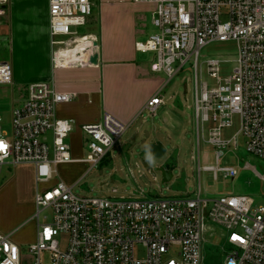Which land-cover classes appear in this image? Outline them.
I'll return each instance as SVG.
<instances>
[{"label":"built area","instance_id":"1","mask_svg":"<svg viewBox=\"0 0 264 264\" xmlns=\"http://www.w3.org/2000/svg\"><path fill=\"white\" fill-rule=\"evenodd\" d=\"M8 1L0 0V16ZM131 1L153 6L156 31L136 42L135 49L154 53L151 70L166 75L138 115H157L165 103V87L192 61L198 176L202 169L211 171L215 180L220 174L235 177L237 168L218 162L224 149L238 148L240 134L247 138V151L264 159V0ZM48 11L53 67L81 64L95 55L96 45L87 37L84 45L64 40L77 34L73 28L88 23L92 0H49ZM215 41H235L237 56L232 74L225 78L219 77V57L206 60L208 72L218 76L210 87L207 81L200 83L198 63L200 50ZM12 82L11 65L0 61V85ZM73 97L49 82L32 83L25 101L13 108L12 134L0 130V173L4 165H32L34 170L36 212L31 219L37 220V236L29 245L33 264H202L207 222L225 231L219 236L223 241L216 240L225 254L223 264H264V203L256 205L251 195L206 197L200 183L194 196H115L103 190L100 196L76 194L74 187L120 146L130 123L105 113L100 122L82 125L88 149L84 157L75 158L68 141L71 120L57 116L58 106ZM236 118L238 132L225 139L223 130ZM205 123H211L207 142L216 148L217 165L201 167ZM83 162L89 167L75 181L60 177L62 165ZM243 168L264 180L249 163ZM47 208L52 221L43 223L40 214ZM61 234L67 235L64 248L57 239ZM12 237L0 231V264H23L21 246Z\"/></svg>","mask_w":264,"mask_h":264},{"label":"rangeland","instance_id":"2","mask_svg":"<svg viewBox=\"0 0 264 264\" xmlns=\"http://www.w3.org/2000/svg\"><path fill=\"white\" fill-rule=\"evenodd\" d=\"M11 1V5L9 1L7 3V5L9 4L7 6L9 14L11 7L13 10V7L17 6L18 8L22 4L20 2L22 0ZM92 1L96 3L93 4V15L91 17H96L100 11L99 0ZM35 3L49 10V0H35ZM4 16L0 18V61H6L12 64L13 68L18 69V49H15L16 61L15 52L12 55L9 43L10 22L6 24ZM145 16L148 19L147 30H149V34L155 32L156 29L150 24L152 11L145 12ZM13 19L16 22L15 16ZM73 29L87 32L88 28L82 26ZM12 37H14L17 44L16 34L14 33ZM41 46V50H44L45 45ZM140 53L146 55L148 59L153 58L150 64L155 61L154 53ZM24 54H27V52ZM236 56L237 43L235 41H215L204 46L200 50L198 63L200 83L201 81H207L210 87L217 83L218 76L211 75L207 70V59L215 57L221 59L219 77L225 78L232 74ZM39 59L36 58V60ZM14 60L16 64H14ZM24 64L26 63L24 62ZM28 66L29 64L26 67ZM42 66L43 62L39 60L28 69L26 75H36V72L40 71ZM155 74L162 78V84L166 75L163 72H155ZM22 88L23 86L16 84L0 85V130L7 132L9 136L12 134L14 99L19 98L20 93L23 94L21 92ZM162 94L165 103L158 108L157 115L151 116L148 111H145L137 123L146 120L144 129H147L150 133L148 140L161 141L167 148L165 155L158 159L144 154L142 151L143 146L139 144L143 129L133 143L135 135V126H133L121 136L120 146L112 148L109 157L89 172L81 183L74 187L73 191L78 195L89 196H100L102 190L107 195L115 196H194L197 185L200 183L202 196L218 197L248 194L254 197L256 205L263 204L264 180L257 177L251 169H245L243 166L249 163L264 175V159L247 151V138L242 134L238 136V148L231 146L224 149V154L218 162V166L232 165L237 168L238 174L235 177L224 178L220 174L215 180L211 171L202 169L198 176L197 161L194 158L197 154V144L193 109L192 61L188 62L182 71L167 84ZM210 125L211 123L204 124L201 135L199 145V164L201 167L217 165L215 160L216 148L207 142ZM239 128V120L236 118L232 127L223 130V137L229 139L238 132ZM87 149V143H84L80 154L86 152ZM144 161L153 166L158 164L167 166L173 173V179L163 183L159 174L152 175L144 167ZM73 164L77 166L72 170L76 179L89 167V164L85 162ZM142 175L148 180L147 182L141 178ZM54 177L56 179L58 175ZM102 183L103 187L101 186ZM113 189H116V191H112ZM34 194L35 178L32 166H3L0 173V231L3 233L14 231L12 238L21 246L23 264H33L34 260L29 253V245L36 240L37 236V220L35 218L31 219L36 212ZM52 216V210L47 208L41 212L40 221L43 223L46 221L51 222ZM206 228L202 264H223L225 254L220 250L216 240L218 237L223 241V237L219 236H222V233L225 235V231L212 222H207ZM57 239L60 241V246L64 248L67 244V235L61 234ZM46 254L44 252L43 257L47 260L48 256ZM138 254H142V252Z\"/></svg>","mask_w":264,"mask_h":264},{"label":"crops","instance_id":"3","mask_svg":"<svg viewBox=\"0 0 264 264\" xmlns=\"http://www.w3.org/2000/svg\"><path fill=\"white\" fill-rule=\"evenodd\" d=\"M20 2L22 4L18 8L16 6L12 10L11 7L10 14L8 4L5 10L8 14L5 12L6 16H0H4L6 24L10 22L9 43L12 55L18 49V61L15 52L18 69L10 64L13 82L5 84L23 86V94L20 93L19 98L14 99V106L25 101L29 85L35 82L46 81L58 91L73 94L71 101L58 106L57 116L71 120L72 130L68 141L75 158H82L86 153L80 154L84 143H87L82 125L100 122L105 113L130 123V128L135 126V133L144 130L146 120L137 123L141 117L138 114L148 99L159 90L162 78L151 71L150 62L153 58L148 59L138 52L135 43L152 34L147 30L145 12L152 11L153 6L131 0H99L100 11L96 17L90 16L85 25L87 32L77 30L76 35L64 38L70 45H84L86 40L83 38L87 37V41L96 45L94 50L98 54L97 63L91 62V53L89 60L82 59L81 64L53 67L49 11L36 4L35 0ZM9 3L11 5L12 1L9 0ZM14 33L17 44L12 37ZM41 45H45L44 50H41ZM36 58L42 60L43 66L36 75L27 76L28 69L39 61ZM75 167L74 164L62 165L60 177L75 181L72 173ZM8 233L13 235L14 231Z\"/></svg>","mask_w":264,"mask_h":264},{"label":"water","instance_id":"4","mask_svg":"<svg viewBox=\"0 0 264 264\" xmlns=\"http://www.w3.org/2000/svg\"><path fill=\"white\" fill-rule=\"evenodd\" d=\"M92 45H94L92 43ZM97 52V51H96ZM97 57L98 54L96 53L92 58H91V62L93 64L97 63ZM143 135L140 139L139 144L143 146V153L144 154H148L150 156H153L155 158H162L166 151L167 148L166 146L161 142V141H150L148 140L150 133L147 129H144L142 131ZM140 132L135 133L134 135V139H133V143L136 141V139L139 137ZM143 165L145 168H147L152 175H156L159 174L161 176V181L163 183L169 182L173 179V173L170 171V169L163 165V164H158V165H149V163H147L146 161L143 162ZM142 179H145V181L147 182L148 180L142 175L141 176Z\"/></svg>","mask_w":264,"mask_h":264},{"label":"snow or ice","instance_id":"5","mask_svg":"<svg viewBox=\"0 0 264 264\" xmlns=\"http://www.w3.org/2000/svg\"><path fill=\"white\" fill-rule=\"evenodd\" d=\"M0 147H3L2 145H0Z\"/></svg>","mask_w":264,"mask_h":264}]
</instances>
